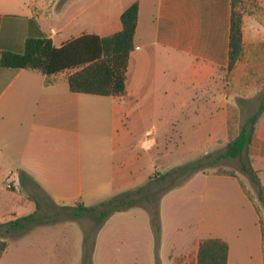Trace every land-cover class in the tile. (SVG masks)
<instances>
[{
	"label": "crops",
	"instance_id": "0c3cea01",
	"mask_svg": "<svg viewBox=\"0 0 264 264\" xmlns=\"http://www.w3.org/2000/svg\"><path fill=\"white\" fill-rule=\"evenodd\" d=\"M232 2L0 0V236L11 234L3 225L37 211L40 199L31 198L37 189L45 204L91 207L164 172L157 157L163 155V125H178L183 142L219 146L229 141L233 93L258 91L264 81V0L241 12L242 56L229 70ZM133 4L139 8L138 25L122 96L73 93L69 77L75 70L46 76L1 65L4 52L21 53L29 38L45 36L61 47L82 35H114L122 31L121 16ZM184 128L191 133L185 136ZM248 150L253 168L264 171V113ZM216 186L229 187L242 199L250 221L240 219L237 226L252 224V231L236 238L208 229L218 223H204L209 209L202 202L199 218L205 230L178 250L182 241L168 239L164 219L169 194L161 205V255L176 264L193 248L196 262L202 240L222 239L229 245L228 264H264L258 206L237 178L199 173L181 190L198 189L200 200ZM146 227L113 237L129 264H155L154 239ZM110 237L99 235L98 250Z\"/></svg>",
	"mask_w": 264,
	"mask_h": 264
},
{
	"label": "rangeland",
	"instance_id": "374dc122",
	"mask_svg": "<svg viewBox=\"0 0 264 264\" xmlns=\"http://www.w3.org/2000/svg\"><path fill=\"white\" fill-rule=\"evenodd\" d=\"M256 5V0H240L237 9L241 12L249 11ZM225 75L227 78L229 77V74ZM258 87L260 88L258 91L253 89L250 94L246 92L248 90L242 91V93H233L232 99H230L232 102L230 117L232 131H230L229 141L222 145L216 146L212 142L198 143L194 140L183 142L181 134L178 136V125H163L159 132V138L161 139L160 149L163 155H158L157 157L164 172L154 174L155 177L151 182L148 180L144 185L132 189L134 191L141 188V193L133 196L141 207H133L118 215L114 214L101 228L96 224L101 208L95 212H83L77 220L71 221L61 216L56 222H52L55 210L46 206V197L42 191L37 189L35 197L40 199V212L42 214L40 223L42 224H39V226L32 224L27 230H12L11 234L8 235L2 233L0 238L8 243V249L5 253L6 255H2L3 258L2 256L0 257V264H129V260L124 261L120 249L116 247L118 244L113 242V237L125 231H142L144 227L147 228V224L149 228L147 230L154 239L152 226L150 227V215L144 208H156L159 206L161 218V205L169 194L173 195L167 200L164 219L166 229L170 234L168 239L178 238L179 240L180 238V241H182L178 250H181L183 245L187 244L192 237L201 234L202 230H205L202 228V220L200 221L199 218L202 202L209 209L204 223H218L214 226H209L210 228L208 229L224 233L230 232V236L232 237L233 235L236 238L243 231L247 236L252 231V224H243L240 227L237 226V223L240 219L250 221L248 207L229 187L216 186L215 190L206 192L204 198L200 196L201 199L198 200L196 195L199 193L198 189H195L194 192L190 189L181 190L195 176L176 188L172 187L183 182L186 176L169 177L166 180H161L160 176L181 166L197 162L207 154L213 155V158L221 154L227 145L236 138L244 123L264 105V81L259 83ZM181 131L185 136L191 133V130L188 131L186 128ZM167 135L168 138L166 137ZM248 163L254 167L247 149L241 157L223 159L214 167H210L201 173L237 178L251 202L257 203V211L264 233V208L258 200V188L242 169L243 164ZM257 173L264 186V171L258 170ZM167 190L169 191L167 192ZM240 204H243V206H240ZM67 213L69 212L67 211ZM150 228L152 231H150ZM174 232L179 235L176 236ZM101 234L105 237H111L105 238L98 250V240ZM249 240H243L244 244L249 243ZM251 244V248L254 247L253 249H255L257 247L255 240H252ZM96 251L100 254H97V262H94ZM195 256L196 251L192 248L177 258H183L181 264H191L195 261ZM154 260L156 264V257ZM159 263L171 264L168 258L161 255V246L159 249Z\"/></svg>",
	"mask_w": 264,
	"mask_h": 264
},
{
	"label": "trees",
	"instance_id": "16d2710c",
	"mask_svg": "<svg viewBox=\"0 0 264 264\" xmlns=\"http://www.w3.org/2000/svg\"><path fill=\"white\" fill-rule=\"evenodd\" d=\"M239 2L240 0H233L232 2L229 70H232L240 60L243 51V14L237 9ZM138 11V4H133L129 7L121 16L122 31L108 37L82 35L61 47H55L52 40L45 36L42 38H29L21 53L4 52L1 65L5 68L40 71L46 76L59 74L68 70H75L69 77V86L73 93L101 97L122 96L126 92L127 69L131 53L134 50V36L138 25ZM263 113L264 105L244 123L239 135L217 157L213 158V155L207 154L197 162L162 174L160 179L166 180L169 177L186 176L183 182L172 187L176 188L183 185L196 174L210 167H214L223 159L241 157L249 148L255 134L257 121ZM242 169L258 188V200L264 208V186L257 171L249 163L243 164ZM154 177H151L149 181L151 182ZM139 193H141V188L134 191L129 190L91 207H85L83 205L59 207L52 203H48L46 206L52 207L55 210L52 222H56L61 216H64L67 220H77L83 212H95L101 208L100 215L96 219L97 226L101 228L114 214L126 212L133 207H141L138 205V201L133 198L135 194ZM31 198L37 200L35 196H31ZM144 209L150 215L151 226L155 237L154 252L156 264H160L159 249L161 246L162 229L159 206ZM40 211L41 205L38 202L37 211L34 214L5 224L2 227L6 228L9 233L17 229L27 230L32 224L39 226V224H42L40 223L42 221ZM6 249L7 243L0 238V257ZM228 258L229 245L226 241L222 239H206L199 243L196 262H192L191 264H228ZM182 261L183 258H177L175 263L181 264Z\"/></svg>",
	"mask_w": 264,
	"mask_h": 264
}]
</instances>
